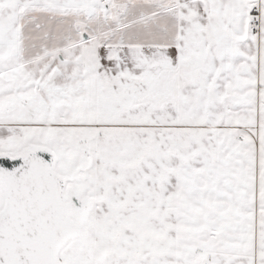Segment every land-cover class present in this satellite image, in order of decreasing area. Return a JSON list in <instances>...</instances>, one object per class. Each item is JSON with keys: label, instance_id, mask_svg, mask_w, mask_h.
I'll list each match as a JSON object with an SVG mask.
<instances>
[{"label": "snow or ice", "instance_id": "snow-or-ice-1", "mask_svg": "<svg viewBox=\"0 0 264 264\" xmlns=\"http://www.w3.org/2000/svg\"><path fill=\"white\" fill-rule=\"evenodd\" d=\"M0 264H264V0H0Z\"/></svg>", "mask_w": 264, "mask_h": 264}]
</instances>
